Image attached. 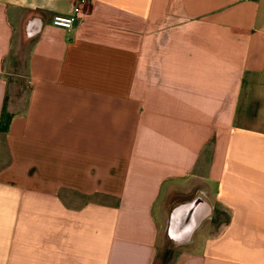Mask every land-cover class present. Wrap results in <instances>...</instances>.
Segmentation results:
<instances>
[{
	"label": "crops",
	"instance_id": "crops-1",
	"mask_svg": "<svg viewBox=\"0 0 264 264\" xmlns=\"http://www.w3.org/2000/svg\"><path fill=\"white\" fill-rule=\"evenodd\" d=\"M79 1L0 0V264H264V0Z\"/></svg>",
	"mask_w": 264,
	"mask_h": 264
},
{
	"label": "rangeland",
	"instance_id": "rangeland-1",
	"mask_svg": "<svg viewBox=\"0 0 264 264\" xmlns=\"http://www.w3.org/2000/svg\"><path fill=\"white\" fill-rule=\"evenodd\" d=\"M25 51L20 52V59L18 61H14L13 68L9 67L10 74H12L13 78V85H12V91L11 96L17 95L22 100L24 96L26 95V91L28 90L27 82L25 80V76H17L20 72L24 75L25 71ZM183 246H181L178 243H175L170 239L169 235H165V244H164V250L160 252L158 259L156 261V264H173V261L175 259V256L182 250Z\"/></svg>",
	"mask_w": 264,
	"mask_h": 264
},
{
	"label": "built area",
	"instance_id": "built-area-1",
	"mask_svg": "<svg viewBox=\"0 0 264 264\" xmlns=\"http://www.w3.org/2000/svg\"><path fill=\"white\" fill-rule=\"evenodd\" d=\"M93 0H80L74 7L72 13L69 14H56L52 19V23L56 26L63 27L67 30H72L76 22L83 17L84 6Z\"/></svg>",
	"mask_w": 264,
	"mask_h": 264
},
{
	"label": "trees",
	"instance_id": "trees-1",
	"mask_svg": "<svg viewBox=\"0 0 264 264\" xmlns=\"http://www.w3.org/2000/svg\"><path fill=\"white\" fill-rule=\"evenodd\" d=\"M8 121L7 114L4 112L2 116V124L5 125V123Z\"/></svg>",
	"mask_w": 264,
	"mask_h": 264
}]
</instances>
